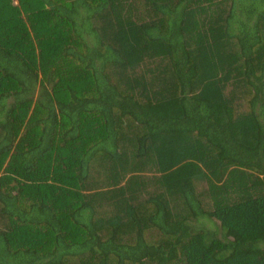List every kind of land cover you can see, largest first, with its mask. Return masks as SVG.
<instances>
[{"label": "trees", "instance_id": "obj_1", "mask_svg": "<svg viewBox=\"0 0 264 264\" xmlns=\"http://www.w3.org/2000/svg\"><path fill=\"white\" fill-rule=\"evenodd\" d=\"M0 264H264V0H0Z\"/></svg>", "mask_w": 264, "mask_h": 264}, {"label": "rangeland", "instance_id": "obj_2", "mask_svg": "<svg viewBox=\"0 0 264 264\" xmlns=\"http://www.w3.org/2000/svg\"><path fill=\"white\" fill-rule=\"evenodd\" d=\"M203 187H200V189L202 190Z\"/></svg>", "mask_w": 264, "mask_h": 264}]
</instances>
